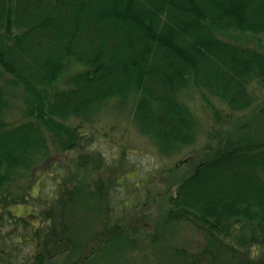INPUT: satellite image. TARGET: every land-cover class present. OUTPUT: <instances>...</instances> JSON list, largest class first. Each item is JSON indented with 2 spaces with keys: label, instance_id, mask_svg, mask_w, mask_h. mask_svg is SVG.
Wrapping results in <instances>:
<instances>
[{
  "label": "trees",
  "instance_id": "1",
  "mask_svg": "<svg viewBox=\"0 0 264 264\" xmlns=\"http://www.w3.org/2000/svg\"><path fill=\"white\" fill-rule=\"evenodd\" d=\"M193 89L206 122L183 99ZM110 103L159 156L184 154L159 175L169 190L123 211L128 147H90ZM136 256L264 264V0H0V264Z\"/></svg>",
  "mask_w": 264,
  "mask_h": 264
},
{
  "label": "rangeland",
  "instance_id": "2",
  "mask_svg": "<svg viewBox=\"0 0 264 264\" xmlns=\"http://www.w3.org/2000/svg\"><path fill=\"white\" fill-rule=\"evenodd\" d=\"M258 88L259 86L256 87L257 90ZM182 96L187 104L197 110L199 115L202 117L203 122H206L208 112L202 108L199 95L194 91V89L189 90L187 94H183ZM110 104L109 108L103 111L101 117L93 125V132L98 135L100 133V139H93L90 143V147L94 149L99 148L103 152L105 159H109L107 156L111 153L124 157L126 151H124L123 148L128 147L127 157L124 159L127 160L126 167L133 172V177L123 180L121 183L117 184L112 191L114 194L113 203L115 207L118 211H123L124 203L126 201H133L134 194L137 195L138 200L142 201L147 198L149 190H152V193L160 189L162 190V188L165 187L162 177H159L162 169L170 165L174 166L175 161L178 158L183 157L184 154L179 157L172 158L159 156L150 142L143 139L138 134L139 131L131 119L132 116L130 107L124 106L119 109L116 104ZM107 134L109 136H107ZM112 134L115 135L113 138L110 136ZM113 162L115 164L119 163V158L117 160H113ZM60 172H62V168L59 167L54 174ZM46 177L47 178H44L40 182L36 183L38 186L36 194L37 199L32 200L36 205L42 206L44 200L48 203L51 202L53 189L56 186L55 180L59 177H53V175H48ZM172 182L173 180L169 181L168 184L166 183V187L164 189L170 188V184ZM38 207L40 208V206ZM180 225L183 226L184 223H181ZM190 229L191 228L189 227H182L180 230L188 231ZM193 231L194 233L197 232L194 229ZM186 237H189V239H186ZM95 242L97 243L98 241ZM177 242L185 243L191 248L193 245L198 247L201 240L195 239V236L193 235H184L180 236L177 239ZM168 243L169 242H167L166 245ZM122 252H118V255ZM122 254L125 255V253ZM23 255L24 253L21 252L18 258L21 260V256ZM149 255L157 256L159 253H156L153 249L149 248ZM138 259H140V257L136 256L134 264H140V260ZM53 262L63 264V259L62 257L61 259L56 258Z\"/></svg>",
  "mask_w": 264,
  "mask_h": 264
}]
</instances>
